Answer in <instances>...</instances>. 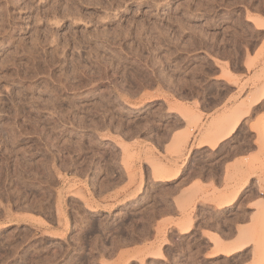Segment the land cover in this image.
Here are the masks:
<instances>
[{
	"label": "rangeland",
	"instance_id": "obj_1",
	"mask_svg": "<svg viewBox=\"0 0 264 264\" xmlns=\"http://www.w3.org/2000/svg\"><path fill=\"white\" fill-rule=\"evenodd\" d=\"M262 91L264 0H0V264H264Z\"/></svg>",
	"mask_w": 264,
	"mask_h": 264
},
{
	"label": "crops",
	"instance_id": "obj_2",
	"mask_svg": "<svg viewBox=\"0 0 264 264\" xmlns=\"http://www.w3.org/2000/svg\"><path fill=\"white\" fill-rule=\"evenodd\" d=\"M263 101V100H262ZM261 101V102H262ZM260 102V103H261ZM257 104H259V103H257ZM257 104H255L254 106H256ZM254 106H252L251 108H250V110L254 107ZM228 124L226 125V126H221L220 127V129H222V130H226L227 128H228ZM236 128H237V126H236ZM235 128V129H236ZM235 132V130L234 131H232L231 133H229V135L228 136H225V137H223V138H221L220 140H212L213 141V146H215L218 142H220V144L221 143H223L224 141H226V140H228L231 136H232V134ZM219 138V137H218ZM211 140H209V142H210ZM211 141V142H212ZM215 141V142H214ZM208 142V141H207ZM180 170V169H179ZM255 173V172H254ZM262 177V186H263V192H261V196H263L262 197V206H263V209H264V171H263V175L261 176ZM223 178V177H222ZM172 181V180H171ZM223 182V181H222ZM259 183H260V181H259V179L257 178V177H250L249 179H248V181H247V184H246V187H245V190L248 188V187H252V190H253V196L254 197H252V199L249 201V202H251V203H257L260 199H257L255 196H260V191L258 192V187H259ZM223 186V183L221 184V187ZM234 195V194H233ZM236 196V195H235ZM235 196H232L233 197V199L232 200H234L235 198ZM232 200H230V201H232ZM230 205H228V206H224V208H227V207H229ZM254 215V217H251V215ZM255 214H256V212H255V209H253L252 210V212H250V213H248V217H247V222H240L239 221V219L238 218H235V217H229V218H225V222H220V228L222 229L223 228V226L224 225H228V226H233V227H231L232 229H231V231H229L228 229H225V231H218L217 229H215L216 231V233L217 234H222L224 237V240L226 241V242H230V243H234V241H236V240H240V239H242L241 237H239L238 238V233H237V229H236V226H238V225H247V226H251V225H256V224H259L260 223V219L259 218H257V217H255ZM261 221L264 223V218L263 219H261ZM190 228V227H189ZM188 228V229H189ZM188 230H186V231H184V232H187ZM245 243V242H244ZM243 243V244H244ZM243 246V245H242ZM241 246V244H240V247L243 249L244 247H242ZM233 247V248H232ZM231 247V250L229 249V252H227L226 251V254H227V256L226 255H224V256H226V257H233L234 255H236V254H238V253H240L241 251H239L240 249H238V248H234V246H232ZM236 247V246H235ZM247 247H249L250 248V250L252 251V249H253V246L252 245H250V246H247ZM246 247V248H247ZM235 249V250H234ZM241 249V250H242ZM232 250H234V251H236V252H234V251H232ZM232 251V252H231ZM200 253V252H199ZM198 253V254H199ZM220 255V254H219ZM222 255V254H221ZM214 256H216V255H214Z\"/></svg>",
	"mask_w": 264,
	"mask_h": 264
},
{
	"label": "bare ground",
	"instance_id": "obj_3",
	"mask_svg": "<svg viewBox=\"0 0 264 264\" xmlns=\"http://www.w3.org/2000/svg\"><path fill=\"white\" fill-rule=\"evenodd\" d=\"M262 100H264V92L262 91L261 93H258V94H255L254 96H253V98L252 99H250L249 101H250V103L248 104V105H245V103L242 105H240V107L242 108L244 105L245 106H247L246 107V109H245V107H243L244 109H242V111L240 112V110H241V108H239L238 110L236 109L235 111H237L232 117L235 119L234 121H233V123L227 128L228 130L227 131H225V130H222V129H220V131L218 132V135L219 136H215L214 135V133L213 134H207L206 136H203V139L207 142L208 140H211L212 141V138L213 139H215V137H219L218 138V140H220L221 138H223V137H225V136H228L229 135V133H231L232 131H234L235 130V128H236V126L238 125V123H239V121H240V119L243 117V116H246V114H248L249 113V111H250V108L252 107V106H254L255 104H257V103H260ZM247 104V103H246ZM192 131V130H191ZM210 135H214L215 137H213V136H210ZM224 139V138H223ZM203 140V141H204ZM215 140H217V139H215ZM203 141H200L198 144H203L202 142ZM210 141V142H211ZM215 142V141H214ZM211 143H213V141L211 142ZM213 145V144H212ZM253 170V169H252ZM248 172V171H247ZM249 172H251L250 170H249ZM179 174H180V170H178V169H176V170H174V171H171V172H169V173H167L166 175H165V181H171V180H175L178 176H179ZM248 174H250L251 175V173H248ZM249 176V175H248ZM161 178V177H160ZM158 180V179H157ZM236 192V191H235ZM233 195V194H232ZM233 196H235V195H233ZM232 197V196H231ZM235 198V197H234ZM229 199V198H228ZM233 199V197L231 198V200ZM230 200V199H229ZM228 202H230V201H228ZM261 223H262V221H261ZM188 228V227H187ZM186 228V229H187ZM247 240V239H246ZM242 242H244L243 240H241ZM249 242V241H248ZM247 242V243H248ZM246 243V244H247ZM241 244V243H240ZM231 245V244H230ZM235 245H237V244H235ZM235 245H234V248H238V249H240L241 247H240V245H237L236 247H235ZM242 245H245V244H241V246ZM223 246V245H222ZM228 246V245H227ZM224 247V246H223ZM240 247V248H239ZM243 247V246H242ZM220 248V247H219ZM233 248V247H232ZM227 249V248H226ZM242 249V248H241ZM240 249V250H241ZM222 250V249H221ZM225 250V249H224ZM228 250V249H227ZM230 250H231V247H230ZM235 250V249H234ZM234 250H232V251H234ZM239 250V251H240ZM223 251V250H222ZM231 251V252H232ZM227 252H229V250L227 251ZM234 252H236V251H234ZM226 253V252H225ZM230 253V252H229ZM259 261H261V259L259 258ZM258 261V263H262V262H259ZM264 261V260H263Z\"/></svg>",
	"mask_w": 264,
	"mask_h": 264
}]
</instances>
